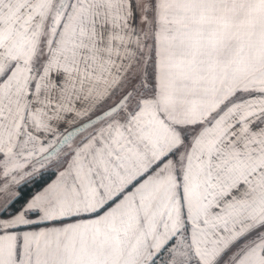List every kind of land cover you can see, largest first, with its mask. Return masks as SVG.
Segmentation results:
<instances>
[{
	"label": "snow or ice",
	"instance_id": "obj_1",
	"mask_svg": "<svg viewBox=\"0 0 264 264\" xmlns=\"http://www.w3.org/2000/svg\"><path fill=\"white\" fill-rule=\"evenodd\" d=\"M0 264H264V0H0Z\"/></svg>",
	"mask_w": 264,
	"mask_h": 264
}]
</instances>
